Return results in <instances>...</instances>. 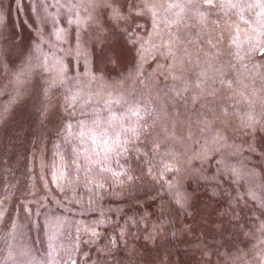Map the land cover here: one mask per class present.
<instances>
[{
  "label": "rangeland",
  "instance_id": "374dc122",
  "mask_svg": "<svg viewBox=\"0 0 264 264\" xmlns=\"http://www.w3.org/2000/svg\"><path fill=\"white\" fill-rule=\"evenodd\" d=\"M66 3L68 0H21L17 5L16 0H0V116L5 121L0 125V210H6L5 222L10 215L16 224L7 236L8 243L0 225V259L9 251V244L13 256L8 264L47 259L48 221L60 217L69 232L75 226L95 227L99 233L94 243L88 242V233L78 234L83 241L78 264H264V231L260 227L264 214L259 202L246 196L252 184L244 178L255 173L254 191L259 197L264 178V155L260 154L264 131L253 129L250 136L242 128L238 117L246 110L243 103L237 105L238 115L229 118L224 140L214 142L211 130L197 133L175 145V161L171 157L161 161L150 146L141 147L148 155L129 162L132 180L113 175L129 167L123 160L110 162L113 172L96 168L88 172L72 165L66 171L70 178L60 176L55 155V146L61 143L57 117L66 115L67 93L64 86H54L45 94L49 81L56 78L59 62L69 78L67 87L75 81L86 84L90 76H102L109 83L120 81L135 67V53L109 62L110 56L124 48L118 29H113L112 49H104L94 31L78 32L75 25L68 24L71 14L61 7ZM57 28L67 32L60 40L55 35ZM105 34H111L106 26ZM42 54L49 56L50 71L39 67ZM254 61L264 65V57L257 55ZM166 63L162 57L153 59L152 53H146L141 67L144 84L137 87L153 96L167 91L165 85L171 81ZM21 70L24 74L18 81ZM241 73L247 75L242 69ZM88 91L85 88V96ZM180 113L181 120L191 115L183 108ZM216 130L220 131L219 126ZM250 143L257 151H249ZM62 150L68 161V145ZM164 162L176 163L180 172H164L161 177ZM233 168L242 178L230 174ZM165 181L188 194L187 212L179 209L178 215L161 216V197L172 198L164 188ZM70 243L64 235L56 241L60 264L65 257L60 245Z\"/></svg>",
  "mask_w": 264,
  "mask_h": 264
},
{
  "label": "snow or ice",
  "instance_id": "6c2138e0",
  "mask_svg": "<svg viewBox=\"0 0 264 264\" xmlns=\"http://www.w3.org/2000/svg\"><path fill=\"white\" fill-rule=\"evenodd\" d=\"M16 3L20 5L21 0ZM61 7H66L71 14L68 24L75 25L78 32L91 29L96 33V41L109 51L112 35L116 34L113 29L119 30L124 48L109 57L110 63L135 53L133 72L111 83L102 76H90L86 84L75 81L67 87L69 78L65 66L59 62L56 78L49 81L45 94L54 86H64L67 93L66 115L57 117L61 143L56 144L55 155L59 158L57 172L61 177L70 178L66 171L72 165L77 169L82 166L88 172L93 168L113 172L110 162L120 164L123 160L129 164L131 160L139 161L147 156L141 147L150 146L161 161L164 157L175 161V145L197 133L211 130L214 142L224 140L223 130L229 127V118L238 115L239 103L246 106L243 115L238 117L242 128L250 136L253 129L264 131V65L258 66L254 61L257 55L264 57V0H68ZM105 26L111 34H105ZM55 35L57 40L64 38L66 29L57 28ZM35 47L37 52L41 51L40 44ZM146 53L167 62L164 67L171 83L165 85L167 91L163 94L153 96L137 87L144 84L141 67ZM48 60L49 56L43 55L39 65L42 71L51 70ZM241 69L247 75L242 77ZM23 74V70L17 73L18 81ZM85 88L89 89L86 96ZM181 108L191 111V115L181 120ZM4 123L0 116V125ZM63 145H68V161ZM260 148V154L264 155V144ZM249 151H257L256 145L250 143ZM162 167L161 177L164 172H180L174 162H164ZM131 172L129 164L122 173L113 172V175L123 174L132 180ZM229 172L236 179L242 178L238 169H229ZM149 174H152L151 168ZM244 178L252 184L246 196L258 201L264 214V178L259 197L254 191L255 173ZM164 188L172 198L161 197V216L178 215L179 209L187 212L188 194L168 181ZM5 211L0 210V225L6 230L4 242L8 243L7 236L16 224L10 215L4 221ZM48 227V258L29 260L28 264H60L56 259L59 255L56 241L62 235L71 240L67 247L60 245L65 251L63 264H78L77 254L83 242L78 234L88 233L89 243H94V238L99 236L95 227L73 226L74 231L69 232L60 217L50 219ZM260 227L264 231V221ZM12 256L9 244V251L0 259V264H8Z\"/></svg>",
  "mask_w": 264,
  "mask_h": 264
}]
</instances>
